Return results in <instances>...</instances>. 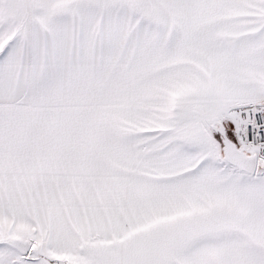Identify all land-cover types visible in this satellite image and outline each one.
Wrapping results in <instances>:
<instances>
[{"label":"snow or ice","instance_id":"obj_1","mask_svg":"<svg viewBox=\"0 0 264 264\" xmlns=\"http://www.w3.org/2000/svg\"><path fill=\"white\" fill-rule=\"evenodd\" d=\"M0 264H264V0H0Z\"/></svg>","mask_w":264,"mask_h":264}]
</instances>
